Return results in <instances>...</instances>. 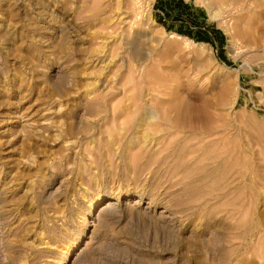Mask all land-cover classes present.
<instances>
[{"label": "rangeland", "instance_id": "rangeland-1", "mask_svg": "<svg viewBox=\"0 0 264 264\" xmlns=\"http://www.w3.org/2000/svg\"><path fill=\"white\" fill-rule=\"evenodd\" d=\"M151 103L244 179L151 150ZM0 264H264V0H0Z\"/></svg>", "mask_w": 264, "mask_h": 264}, {"label": "bare ground", "instance_id": "bare-ground-1", "mask_svg": "<svg viewBox=\"0 0 264 264\" xmlns=\"http://www.w3.org/2000/svg\"><path fill=\"white\" fill-rule=\"evenodd\" d=\"M132 43H134L132 44V51H135L134 47H135V43L137 42L133 41ZM141 54H142L143 61L147 60V58L149 57L148 52H146L145 50L144 51L141 50ZM184 109L185 111L180 108L179 109L173 108L172 111H174V117H172L170 115L171 113L170 110L167 111L164 109H159L157 108V106L152 105V103L147 104L145 106V109H143V112L139 114V117L137 118L135 125L138 128L139 126H141L142 123L146 122L149 125V127L150 126L155 127V128L157 127L156 133L153 137H149V134L146 132L143 133V137L145 138V140H148L150 143V146H151L150 149L156 150L155 147L156 145H158V141H156L155 139L156 136H159L162 133L171 134L175 131H179L180 133L181 132L184 133L185 137L182 140H179L178 142H176L175 146L173 147L174 153L183 154L186 152L187 155H193L192 157H195V154L196 155L201 154L202 152L201 155H203L205 158H208L209 161L212 162L213 164V168H212L213 170L212 169L210 170L209 175H212L211 173H213V171H216L218 169V164L220 163L222 165L221 174H223L222 180L224 182V187H227L233 184V182H235L234 181L235 178H238L237 174H239V177L244 179V176L246 174H243L241 172L240 173L234 172L235 169H232V167H230V165L233 166L232 164H230V162H232L231 161L232 152L230 151L228 147L229 141L227 137H224V136L223 138L220 137L222 139L220 141L218 140V142L216 141L214 142V141L207 139L209 136L213 135V132L215 133V131H213L215 127H213L214 125L212 126V116H215V115H212V112H210V110L206 107L200 108L195 105L188 104L187 106H185ZM164 124L169 125L170 127L162 128ZM226 132H227V129L225 130V133ZM133 138L138 139V134L134 133ZM191 141H193L194 143L190 144ZM218 146L220 148L219 150L217 149ZM204 168H206V166H204ZM136 202L138 201H135L134 203Z\"/></svg>", "mask_w": 264, "mask_h": 264}]
</instances>
